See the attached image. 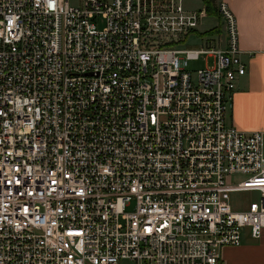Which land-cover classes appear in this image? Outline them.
<instances>
[{
	"label": "built area",
	"instance_id": "2783aa9c",
	"mask_svg": "<svg viewBox=\"0 0 264 264\" xmlns=\"http://www.w3.org/2000/svg\"><path fill=\"white\" fill-rule=\"evenodd\" d=\"M216 12L224 39L188 50L208 15L185 0H0V264H220L260 239L264 134L230 121L246 67Z\"/></svg>",
	"mask_w": 264,
	"mask_h": 264
},
{
	"label": "crops",
	"instance_id": "0c3cea01",
	"mask_svg": "<svg viewBox=\"0 0 264 264\" xmlns=\"http://www.w3.org/2000/svg\"><path fill=\"white\" fill-rule=\"evenodd\" d=\"M219 2L226 3L235 16L246 67L232 93L230 121L238 130L264 134V0H215ZM220 264H264V232L258 240L246 236L241 246L224 248Z\"/></svg>",
	"mask_w": 264,
	"mask_h": 264
},
{
	"label": "rangeland",
	"instance_id": "374dc122",
	"mask_svg": "<svg viewBox=\"0 0 264 264\" xmlns=\"http://www.w3.org/2000/svg\"><path fill=\"white\" fill-rule=\"evenodd\" d=\"M78 0H69L70 3L75 4ZM202 0H185V6L188 8L197 9L202 6ZM215 9L217 4H215ZM99 28L102 27L103 22L99 21L97 24ZM224 25H221L220 19L207 17L202 23L198 26V29L194 32V35L188 38L184 49L188 50H198L201 47L207 45H214L224 39ZM212 63V59L208 56H202L197 61H191L188 63L189 71H197L203 69L205 66H209ZM252 200H254V195L250 193H239L231 195V205L234 210H239L245 208ZM130 209H128L129 211ZM122 264H134L132 262H124Z\"/></svg>",
	"mask_w": 264,
	"mask_h": 264
},
{
	"label": "trees",
	"instance_id": "16d2710c",
	"mask_svg": "<svg viewBox=\"0 0 264 264\" xmlns=\"http://www.w3.org/2000/svg\"><path fill=\"white\" fill-rule=\"evenodd\" d=\"M202 2H203V6L206 9L208 17L219 19L214 5L215 0H202Z\"/></svg>",
	"mask_w": 264,
	"mask_h": 264
}]
</instances>
